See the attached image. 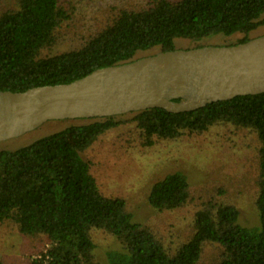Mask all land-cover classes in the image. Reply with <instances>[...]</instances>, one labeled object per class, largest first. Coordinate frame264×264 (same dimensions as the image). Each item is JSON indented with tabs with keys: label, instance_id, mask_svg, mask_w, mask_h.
I'll return each instance as SVG.
<instances>
[{
	"label": "trees",
	"instance_id": "obj_1",
	"mask_svg": "<svg viewBox=\"0 0 264 264\" xmlns=\"http://www.w3.org/2000/svg\"><path fill=\"white\" fill-rule=\"evenodd\" d=\"M79 2L0 3L5 4L0 6V91L67 84L98 68L159 52L230 46L264 35V0H146L140 8L114 9L94 32L72 27ZM67 120L72 122L65 128L25 146L0 148V230L11 228L48 244L21 264H103L95 258L93 230L113 236L120 246L106 252V264H264V93L190 112L150 108ZM122 127L127 145L142 148L208 133L254 139L259 224L241 225L238 207L224 189L208 194L207 186L192 184L181 173L155 181L148 194L158 213L185 216L178 226L171 224L163 234L133 222L127 201L105 195L93 162L83 157L100 137Z\"/></svg>",
	"mask_w": 264,
	"mask_h": 264
},
{
	"label": "rangeland",
	"instance_id": "obj_2",
	"mask_svg": "<svg viewBox=\"0 0 264 264\" xmlns=\"http://www.w3.org/2000/svg\"><path fill=\"white\" fill-rule=\"evenodd\" d=\"M2 1L8 0H0V3ZM145 4L146 0H80L76 23L72 27H76L75 31L78 32H94L105 25L114 9L122 6L140 8ZM219 38L213 39L216 41ZM179 44L186 46L189 43L181 41ZM67 121H48L21 136L0 142V148L15 150L25 146L72 122ZM118 131L123 136H119ZM125 132L128 134L126 127H122L100 137L83 157L93 162L92 172L101 191L127 201L133 222L160 229L163 234H167L166 229L171 224L178 226L185 216L180 213H158L148 203V194L155 181L168 173H181L192 184L207 186L208 194L214 195L218 188L224 189L226 197L238 207L241 225L253 227L259 224L254 206L258 174L254 139L248 135L243 137L245 140H241L234 134L221 137L208 133L184 137L175 142L161 141L152 148H142L138 143L127 145ZM92 237L96 260L106 264V252L119 249L118 242L102 230H93ZM45 244L48 245L45 240L43 243L38 238H26L16 230L4 227L0 230V259H3L4 264H21L37 256L39 248Z\"/></svg>",
	"mask_w": 264,
	"mask_h": 264
},
{
	"label": "water",
	"instance_id": "obj_3",
	"mask_svg": "<svg viewBox=\"0 0 264 264\" xmlns=\"http://www.w3.org/2000/svg\"><path fill=\"white\" fill-rule=\"evenodd\" d=\"M264 93V35L230 46L175 49L98 68L73 82L0 91V142L51 120L91 119L150 108L190 112Z\"/></svg>",
	"mask_w": 264,
	"mask_h": 264
}]
</instances>
